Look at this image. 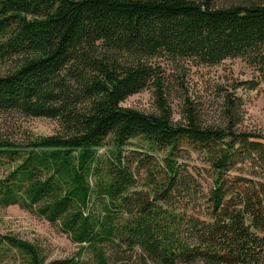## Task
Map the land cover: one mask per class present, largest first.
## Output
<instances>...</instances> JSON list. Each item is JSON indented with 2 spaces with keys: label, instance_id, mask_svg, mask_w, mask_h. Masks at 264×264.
Listing matches in <instances>:
<instances>
[{
  "label": "trees",
  "instance_id": "trees-1",
  "mask_svg": "<svg viewBox=\"0 0 264 264\" xmlns=\"http://www.w3.org/2000/svg\"><path fill=\"white\" fill-rule=\"evenodd\" d=\"M216 2L0 0V112L59 126L0 139V207L36 213L79 246L49 260L0 233V262L264 264V136L239 129L237 93L264 83V2ZM230 59L259 77L221 91V123L205 125L193 102L175 121L167 65ZM145 91L156 112L123 106ZM108 247L148 259L118 263Z\"/></svg>",
  "mask_w": 264,
  "mask_h": 264
},
{
  "label": "rangeland",
  "instance_id": "rangeland-1",
  "mask_svg": "<svg viewBox=\"0 0 264 264\" xmlns=\"http://www.w3.org/2000/svg\"><path fill=\"white\" fill-rule=\"evenodd\" d=\"M264 0H217L219 7L237 4H251ZM167 65V73L171 77L168 103L174 112L175 121H179L181 113L187 103L193 102L199 108L200 116L205 125H218L222 121L224 97L222 90L234 92L237 81L257 79L258 73L253 67L240 59H230L219 66H195L185 61ZM5 67L0 65V74ZM244 98V120L239 129L253 131L264 136V83L254 91L237 92ZM124 107L134 108L144 113L156 112L155 98L151 91H145L130 97L123 103ZM59 131L56 121L50 119L27 118L16 112H0V139L13 140L19 143L28 138L50 136ZM138 140H134L136 143ZM131 148V147H130ZM102 153H105L102 151ZM162 158L163 153L158 155ZM196 157V155H194ZM199 167L203 165L195 162ZM137 177V179L140 180ZM139 185L136 190H141ZM0 233L2 235L16 236L40 246L49 260L68 259L74 257L79 246L73 243L67 234L63 233L58 225L51 224L36 213L26 211L18 206L0 207ZM107 254L115 262H128L144 259L148 256L140 249L128 254L121 250L108 247ZM92 254L87 252L84 259H90ZM0 264H13L9 261ZM148 264H154L148 260Z\"/></svg>",
  "mask_w": 264,
  "mask_h": 264
}]
</instances>
